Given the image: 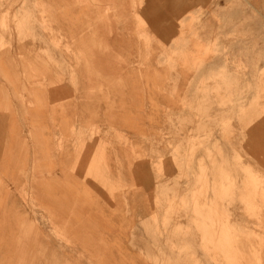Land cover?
Wrapping results in <instances>:
<instances>
[{
	"label": "crops",
	"instance_id": "obj_1",
	"mask_svg": "<svg viewBox=\"0 0 264 264\" xmlns=\"http://www.w3.org/2000/svg\"><path fill=\"white\" fill-rule=\"evenodd\" d=\"M177 11L168 0L138 5L135 0H0V264L158 260L146 238L103 239L85 243V249L82 243L43 236L36 227L40 236L34 239V223L30 228L28 222L34 215L26 200L33 196L42 214L95 213L107 235L123 232L119 214L132 219L131 230L142 228L129 214L152 212L147 199L156 180L150 161L134 155L150 149L149 141L156 138L158 149L167 150L166 135L174 129L167 122L166 84L153 99L140 85L151 69L134 62L136 49L146 51L136 34L150 37L152 27L158 39L172 36L166 23L176 20ZM137 17L146 25L140 31ZM151 102L159 108L154 120ZM91 129L96 130L92 135ZM97 164L105 183L126 182L138 190L111 196L87 174ZM33 166L49 167V174L33 178ZM25 183L30 195L24 201ZM59 183L69 185L65 189ZM260 258L264 262V254ZM174 261L196 264V255Z\"/></svg>",
	"mask_w": 264,
	"mask_h": 264
},
{
	"label": "rangeland",
	"instance_id": "obj_2",
	"mask_svg": "<svg viewBox=\"0 0 264 264\" xmlns=\"http://www.w3.org/2000/svg\"><path fill=\"white\" fill-rule=\"evenodd\" d=\"M168 4L178 5L176 20L166 23L172 36L158 39L152 27L150 37L138 33L136 40L146 51L134 54L137 65L151 69V77L140 84L150 99L168 87L167 122L174 129L166 135L167 150L158 149L156 138L149 141L150 149L134 155L150 161L156 180L147 199L152 212L129 214L142 227L136 230H131L132 219L119 214L123 232L107 235L97 226L95 213L38 212L25 183L22 194L34 215L29 227L34 223V239L40 236L39 227L43 236L82 243L85 249V243L103 239L146 238L159 255L152 264H176L174 259L187 254L196 255V264H264V0ZM142 28L146 25L137 17L135 29ZM158 109L151 102V120ZM42 168L33 166V178L49 174V167ZM102 172L97 164L87 174L99 179L111 196L138 190L126 182L105 183ZM47 184L40 183L44 189ZM58 185L67 189L69 184Z\"/></svg>",
	"mask_w": 264,
	"mask_h": 264
}]
</instances>
